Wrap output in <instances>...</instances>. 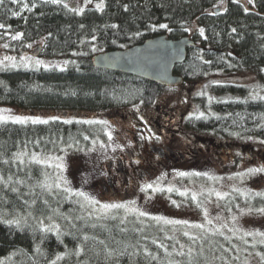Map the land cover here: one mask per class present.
<instances>
[{"label":"trees","instance_id":"trees-1","mask_svg":"<svg viewBox=\"0 0 264 264\" xmlns=\"http://www.w3.org/2000/svg\"><path fill=\"white\" fill-rule=\"evenodd\" d=\"M92 1L103 2V10L79 12L68 4L65 8L66 0H27L28 9L11 0L0 5V24L5 25L0 43L19 50L44 40V57L70 61L64 70L0 66V107L63 115L149 107L175 88L97 70L91 57L165 34L173 40L189 36L196 43L175 68L184 85L218 73L251 72L264 86V0ZM8 32L22 35L12 39ZM225 96L233 99L223 101ZM248 96L246 87L213 85L195 98L202 115L187 118L186 128L225 139L237 134L264 140V99ZM102 131L98 123L63 119L0 123V264H219L217 243L191 239L132 213L89 216L74 196L47 182L41 156L88 149ZM53 224L59 231L46 230ZM231 255L227 252L226 259Z\"/></svg>","mask_w":264,"mask_h":264},{"label":"rangeland","instance_id":"rangeland-1","mask_svg":"<svg viewBox=\"0 0 264 264\" xmlns=\"http://www.w3.org/2000/svg\"><path fill=\"white\" fill-rule=\"evenodd\" d=\"M240 1L247 3L245 0ZM24 3L28 4L27 0L17 4ZM65 3L79 11L81 8L83 10L90 7L97 8L96 5L103 2L86 3V0H66ZM218 6L222 7V5ZM8 33L12 37L16 35L12 32ZM37 46H42L44 50V40L29 43L24 46V49L19 50L15 49V46L11 47L7 42L0 43V66L63 70L69 66L68 59L47 58L43 56V53L38 58L32 57L31 52ZM6 57H13L14 60H7ZM35 61L42 63L37 65ZM216 84L246 87L249 89L247 99H264V86L253 73L244 72L229 75L218 73L204 81L185 84L172 91H166L157 100L176 108L178 115L183 117L199 116L201 110L195 98L201 97L208 88ZM234 98L244 100L241 97ZM230 99L233 98L225 96L222 100ZM5 109L8 110L6 114L10 116L40 118L45 121L63 119L69 122L98 123L100 126L103 125V130L106 132L110 131L111 126L110 119L98 114L79 113L64 116L62 113L51 111L28 112L18 108L0 107V111ZM141 109L143 107L139 106L130 111L137 112ZM239 137L242 143L248 146L245 153L241 152L242 157L245 156L242 161L246 165L250 160L249 151H252L251 167H234V169L192 167L187 171L182 169L178 173H175L173 169L159 171L150 180L136 188L133 192L134 197L128 198L130 200L126 203L116 201L111 190L108 188L105 192L100 183L104 175L102 165L118 148L117 139L97 135L88 149L80 150L79 148L62 154L41 156L39 159L47 166V182L51 186L64 190L68 196H74L89 216L109 217L123 212L135 214L138 218L156 219L160 223L171 226L170 228L176 232L187 233L185 236L191 239L201 237L205 243L211 245L217 243L221 253L220 258L217 259L219 264H264V213L259 211L264 209V172H249V169L264 168V142H262L264 140L257 137ZM78 193L84 195H78ZM105 204H119L124 207L105 209L103 207ZM210 251H205L204 255L206 256ZM227 252L232 254L233 260L226 259ZM208 260L212 258L208 257Z\"/></svg>","mask_w":264,"mask_h":264},{"label":"flooded vegetation","instance_id":"flooded-vegetation-1","mask_svg":"<svg viewBox=\"0 0 264 264\" xmlns=\"http://www.w3.org/2000/svg\"><path fill=\"white\" fill-rule=\"evenodd\" d=\"M98 116L111 121L110 131L103 130L100 135L109 139L110 134L119 143L102 165L104 175L100 183L105 192L109 188L113 198L122 203L133 198L136 188L159 171L173 169L178 173L192 167L234 169L253 164L252 151L249 163L242 161L245 156L241 152L245 153L248 146L237 134L225 139L213 132L189 130L185 125L187 117L158 100L137 112L127 109Z\"/></svg>","mask_w":264,"mask_h":264},{"label":"water","instance_id":"water-1","mask_svg":"<svg viewBox=\"0 0 264 264\" xmlns=\"http://www.w3.org/2000/svg\"><path fill=\"white\" fill-rule=\"evenodd\" d=\"M220 11L217 7L214 13ZM195 47V41L189 36L173 40L165 34L127 49L97 53L91 57V64L97 70L137 77L165 88H178L184 85V79L175 75V68L185 63L188 49ZM42 53V46H37L31 56L38 58Z\"/></svg>","mask_w":264,"mask_h":264},{"label":"snow or ice","instance_id":"snow-or-ice-1","mask_svg":"<svg viewBox=\"0 0 264 264\" xmlns=\"http://www.w3.org/2000/svg\"><path fill=\"white\" fill-rule=\"evenodd\" d=\"M45 2H48V0H45ZM50 2L53 3V4H59L61 2V0H50ZM91 2H92V0H86V3H91ZM4 3H5V0H0V5H3ZM11 3H13V4L22 3V0H11ZM248 3L249 4H253L254 3V0H248ZM34 6L35 5H33V7ZM23 7L25 9H27L29 6H28V4L24 3L23 4ZM64 7L67 8L68 5L67 4H64ZM96 7H97V9L103 10L104 5H103V3H99V4L96 5ZM245 10L247 11V9H245ZM79 11L82 12L83 9L81 8V9H79ZM12 14L14 16H18L19 15V12H13ZM4 27H5V25L0 24V28H4ZM113 27H116V25H113ZM160 27L161 28H166L167 25L166 24H161ZM233 31H235V29H233ZM200 34L201 35L204 34V30L203 29H200ZM21 35L22 34H19L18 33L17 35L13 36L12 39H19ZM4 47H7V45H4ZM5 59H7V60H14L13 57H6ZM35 63L37 65H39L42 62L41 61H35ZM61 70H63V69H61ZM7 111H8L7 109L0 111V123H5L8 120H11L12 123H15V124H24L28 120H31L32 123H34V124L35 123H47V121L41 120L40 118H31V117H24V116H10V115H7L6 114ZM104 123H106V122H104ZM109 139H111V135L110 134H109ZM157 139H159V137H157ZM262 142H264V141H262ZM249 172L250 173L264 172V168H260V169H249ZM181 175H183V173H181ZM149 187H151V185H149ZM66 191H67V189H66ZM78 195H84V194L83 193H78ZM103 207L105 209H109V208H121V207H124V205H119V204H105V205H103ZM259 211L262 212V213H264V209H260ZM141 215H143V213H141ZM7 223L8 224L16 223L18 225L19 224V221L18 220L17 221H11V220H9V221H7ZM52 229H55L56 231H59V226L53 224V225H51L46 230L51 231ZM85 239H87V237H85ZM57 259H60V257L58 256ZM53 264H55V261H53Z\"/></svg>","mask_w":264,"mask_h":264}]
</instances>
